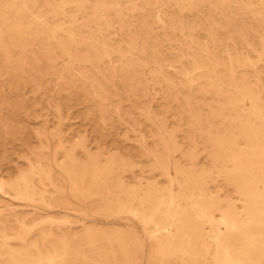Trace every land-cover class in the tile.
<instances>
[{
	"label": "bare ground",
	"instance_id": "1",
	"mask_svg": "<svg viewBox=\"0 0 264 264\" xmlns=\"http://www.w3.org/2000/svg\"><path fill=\"white\" fill-rule=\"evenodd\" d=\"M263 53L264 0H0V77L21 75L23 67L37 79L56 74L59 86L80 82L104 102L114 80L127 88L142 85L146 74L165 104L170 91L201 96L174 104L209 163L197 168L191 154L190 166L174 162L171 176L156 155L152 168L161 170L167 186L142 189L140 181L130 186L123 180L125 168L131 169L123 160L102 161L85 151L80 161L73 149L84 150L82 144L70 151L58 144L55 155L64 160L54 162L70 195L95 201L89 210L106 220L100 227L81 222L82 236L94 248L108 230L114 243L78 260L80 245L54 239L47 226L58 219L13 216L10 208L0 215V264H139L142 240L133 227L118 230L112 216L121 214L141 224L150 244L148 264H264V79L255 76L264 69ZM155 137L167 156L171 149L181 154L165 126L156 127ZM27 165L4 193L36 202L44 197L38 187L50 186L53 174L37 157ZM116 170L122 175L113 180ZM111 188L115 197L108 195ZM7 207L0 202V210ZM10 218L15 230L6 224ZM59 221L66 235L77 236L72 224Z\"/></svg>",
	"mask_w": 264,
	"mask_h": 264
},
{
	"label": "rangeland",
	"instance_id": "2",
	"mask_svg": "<svg viewBox=\"0 0 264 264\" xmlns=\"http://www.w3.org/2000/svg\"><path fill=\"white\" fill-rule=\"evenodd\" d=\"M254 62L256 63V60ZM257 65L260 66L261 63ZM263 72L261 67L256 69L257 81L264 79ZM55 75L37 79L33 72L23 67L21 75L9 77V80L0 77V183L3 188V191H0V202L8 206L0 210V215L6 216L8 209L13 208V216H51L58 219L47 224L54 239L65 236L69 245L79 244L78 260L83 255L94 258L97 255L96 249L114 243L115 236L108 230L102 231L105 234L98 237H105L106 240L97 241L94 248L90 247L82 236L81 222L94 220L100 227L106 220L89 210L95 209V201L81 203L70 195L69 183L55 165V162L61 164L64 160L62 153L55 155L58 144L64 151H70L77 144H82L84 150L73 149L80 161H84L82 159H85V151L100 156L102 161L108 158L123 160L131 166V169L125 168L123 180L130 186L140 181L142 189L151 183H157L162 188L167 186L166 178L160 174L161 170L152 168L156 155L162 156L165 171L167 173L168 170L171 176H174L172 164L177 162L187 169L190 166L187 156L191 154L195 157L197 168L207 169L209 163L197 135L188 129L186 115L174 104L175 99L182 103L184 97L192 96L187 92H168L170 100L165 104L162 93L152 85L149 76L145 74L142 85L133 83L127 88L114 80V86L108 87L111 98L103 102L94 97L92 88L80 82L72 81L69 85L59 86L56 82L58 76ZM175 77L172 75L171 79L179 82ZM192 97V102L203 99L196 94ZM116 110L118 113H115ZM151 122L154 125L150 124ZM161 125L165 126L167 132L175 134L173 140L181 149V154L171 149L167 156L160 147L155 136L156 127ZM187 137L193 138L195 144H191ZM146 153H150V157L145 155ZM36 157L40 163L47 162L53 174L50 186L38 187V190L43 192V199L22 202L5 194L6 183L15 181L19 172L27 169V162L34 161ZM121 175V170H116L112 173V178L116 180ZM172 184L176 185L175 182ZM226 194L233 197L237 206L240 205L232 192ZM108 195L115 197V190L111 188ZM176 202L180 210L187 207L181 198ZM61 219L72 224V232L77 236L66 235L65 227L59 221ZM112 219H117L115 223L120 231H125L128 227L135 228L144 250L139 264H148L150 244L141 224L126 214L112 216ZM6 224L14 230L17 228L11 218ZM121 236L126 242L125 234L121 233Z\"/></svg>",
	"mask_w": 264,
	"mask_h": 264
}]
</instances>
